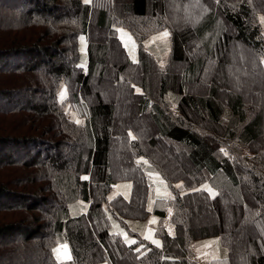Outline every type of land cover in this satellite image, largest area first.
<instances>
[{
  "label": "trees",
  "instance_id": "trees-1",
  "mask_svg": "<svg viewBox=\"0 0 264 264\" xmlns=\"http://www.w3.org/2000/svg\"><path fill=\"white\" fill-rule=\"evenodd\" d=\"M114 6L0 0V264H264V105L231 90L222 99L218 82L240 70L230 63L233 42L264 77V0H194L202 13L186 8L195 18L184 33L161 0H129L123 15ZM116 24L137 41L136 60ZM92 27L106 30L123 59L115 71L111 44H95ZM162 29L170 49L160 65L143 40ZM189 40L202 53L192 61L183 56ZM178 63L180 77L172 74ZM108 72L112 88L132 101L134 119L149 124L144 134L132 121L115 124L120 107L97 91L92 104L89 82L109 80ZM203 78L206 94L193 95L190 85ZM113 143L122 146L126 162L115 164L122 172L112 164ZM159 144L178 161L165 159ZM121 181L130 182L128 197L111 193ZM204 205L213 221L196 227ZM225 214H235L232 230L223 229ZM150 217L161 246L132 223ZM212 237L222 254L201 262L194 244ZM59 244L71 259L55 257Z\"/></svg>",
  "mask_w": 264,
  "mask_h": 264
},
{
  "label": "rangeland",
  "instance_id": "rangeland-1",
  "mask_svg": "<svg viewBox=\"0 0 264 264\" xmlns=\"http://www.w3.org/2000/svg\"><path fill=\"white\" fill-rule=\"evenodd\" d=\"M84 1V0H83ZM91 0H89L90 2ZM129 0H115V6H114V10L117 11L118 14L122 15L124 12V7L126 6V4H128ZM163 2H165L166 7H167V11H168V17L169 20L172 22H174L176 25V29L177 31L181 30L180 32H185L186 31H190V29L193 28V22L191 21V19H194L191 16H187L186 14V8L189 7L190 10H192L191 12L193 13H197L199 15H201V9L195 8L194 6H192V4L194 3V0H161ZM177 1L180 3H177ZM176 2V3H175ZM188 2V5H185V3ZM205 2V1H204ZM200 3L198 1V3L203 5L205 15L208 14V9L209 7L204 3ZM197 6V5H196ZM192 8V9H191ZM178 15L181 17L179 18V20L177 21V17ZM187 17V18H186ZM259 20L261 21V25L264 31V17H258ZM187 19H190V22L187 21ZM125 20H122V22ZM116 29L118 32V37L121 40L122 45L125 47V49L128 51L130 57L132 60H136L137 59V41L134 39L133 34L131 33V31L128 28H125L124 25H117L116 24ZM142 31V29L140 30ZM167 31L166 29H162L159 30L155 33H151L149 34V36L143 40V48L145 50H148L150 52H152L156 57L159 58V62L160 65L164 64L166 62V56L167 53L170 49V34L167 38H161V39H153L154 37H161L162 33ZM169 33V32H168ZM82 38V37H81ZM82 43L84 42V39H81ZM92 38L95 44H111L109 45L110 47L113 45L110 42V38L106 32V30L101 29V28H96V27H92ZM83 46V50L85 52L84 49V45L81 44V47ZM187 48L183 50V56L185 57V59H187V61H192L193 59H195L196 57H199L202 55L201 50L200 49H196L193 45V42H191L190 40L187 43ZM232 48H235V51H231L230 56L231 61L230 63L232 65H234V68L238 69L239 66V71L236 72V70L231 71L230 69H228V71L226 73H224L223 76H221L218 80V82L221 83V85H224L226 88L222 87L223 89V94H222V99L225 98V95L227 93H230L229 90L232 91V93H241L244 97H247L248 101H252L256 104H260V105H264V77H262L261 75H259L256 66L253 65V63L251 62V58L249 56V54L245 51L247 50L246 48L243 49L245 55L240 54L239 52V47L236 46V44H234V42L232 43ZM81 50V51H83ZM112 51V60H107L108 62V67L110 68V70L112 69V71H115V67L118 66V64L120 65L121 63L123 64V59H121L120 55L118 54V52H116V49L114 48H110V52ZM248 51V50H247ZM237 54V55H236ZM219 57V56H218ZM237 58V59H236ZM237 64V65H236ZM239 64V65H238ZM185 64H181L178 63V65L173 66L172 68V74L177 75L180 77L181 71H182V67H184ZM131 71V70H129ZM140 70H136V71H131L129 74L135 75V74H139ZM235 72V73H233ZM112 73L113 72H108L109 77L107 79L109 80H98L96 78H93L89 84L92 87V95L90 94V99L92 104L94 105L95 103V98H94V94L95 92H99L101 98L103 99V101L106 103H112L114 104L116 107H120L117 111V115L115 116V124L119 123L118 120H122V122H125L126 124L129 122H133L135 123L136 126H138V128L141 129V132L144 134V132H146L147 126H149V124L147 122H144L143 120H139V119H134L135 116L134 115V105L132 104V101H130V99H128V97H125V94L123 95L124 97H122V88H119V90H114L112 88L111 85V80H112ZM155 72H152V76H154L153 80H155L156 74ZM234 74V75H233ZM111 76V77H110ZM236 78H235V77ZM211 78H213V75L211 76ZM111 78V80H110ZM209 77L207 76V79ZM210 78V79H211ZM206 78L201 79L200 83L197 84H191L190 85V91L192 92L193 95L195 96H204L206 94V86L205 83H207ZM228 91V92H227ZM63 93V90L61 91ZM64 94V93H63ZM68 103V102H67ZM66 107H68V105H66ZM264 107V106H263ZM134 115V116H133ZM74 118V117H73ZM128 118V119H127ZM76 119V118H75ZM147 125V126H146ZM145 140V138H144ZM260 141L264 142V115H263V126L261 129V136H260ZM160 145V144H159ZM161 146V145H160ZM162 149V155L165 157V159H167L168 161H174L172 159H176V161H178V157L175 151L172 150V148H168L167 146H161L158 148V151H160ZM121 152L122 151V146L113 143L112 144V156H111V160L113 167H117L118 170H120L122 172V168L120 167V165L116 166L115 164L120 163V162H126L125 159H121L122 161H119V155L117 154V152ZM122 158V157H120ZM119 161V162H117ZM117 162V163H116ZM124 171V169H123ZM130 182L129 181H121L116 183L113 186L112 189V195L116 194V193H121L123 196L128 197L129 195V190H130ZM74 212V211H73ZM208 209L206 208V206H202V208H199V210L196 213V217L198 218H194L193 220V224L196 227H209L211 225V222L213 221V219H211V215L208 216ZM234 215L232 214V217L229 216V214H225L222 215V221H225L224 225H223V229L228 231L232 230L234 225L233 224L235 221L234 219ZM134 222V221H132ZM239 223V222H238ZM244 223V222H243ZM241 223V225L243 224ZM240 224V223H239ZM134 225V224H133ZM245 225V224H243ZM212 229H210L209 231H211ZM256 231V230H255ZM170 232H171V228H170ZM246 234L245 232H241L238 234L237 239L240 240V242L245 238ZM247 238V237H246ZM246 238L244 240V242L241 245V249L244 247V244L247 245L246 243ZM63 245L66 244H59L57 246H55L54 249L59 248L60 249V256L61 259L60 260H65L63 259L64 256V249H63ZM194 250L195 252H199L201 251V255H196L198 258V260H204L203 262L211 259V258H215V257H219L222 254V250H221V244H220V239L219 237H212V238H206V239H201L198 240V242H196L194 244ZM67 252L68 254H70L69 249L67 247ZM55 257L57 258V254H54Z\"/></svg>",
  "mask_w": 264,
  "mask_h": 264
},
{
  "label": "crops",
  "instance_id": "crops-1",
  "mask_svg": "<svg viewBox=\"0 0 264 264\" xmlns=\"http://www.w3.org/2000/svg\"><path fill=\"white\" fill-rule=\"evenodd\" d=\"M155 217H150L146 220H143V221H135V222H132L134 224V227L136 229H138V231L141 233V235L145 238L146 236L147 237H150L149 239H146L148 240L149 242H151L152 244H154L152 241L153 240H156V241H159L160 243V246H161V240L155 235V232H154V229H153V225L155 224ZM156 245V244H154ZM157 246V245H156ZM201 255V251L199 252H195V256L196 255ZM196 258H198L196 256ZM201 262H203L204 260H200Z\"/></svg>",
  "mask_w": 264,
  "mask_h": 264
},
{
  "label": "snow or ice",
  "instance_id": "snow-or-ice-1",
  "mask_svg": "<svg viewBox=\"0 0 264 264\" xmlns=\"http://www.w3.org/2000/svg\"><path fill=\"white\" fill-rule=\"evenodd\" d=\"M84 3H86V4L89 3V0H84ZM168 36H169V33L167 31H165V32L162 33L161 37H154L153 39L167 38ZM81 39H83V37ZM61 95H63V93ZM221 151H223V149ZM82 179L86 180V179H88V177H82ZM178 187H180V186L178 185ZM149 238L150 237H147V236L145 237V239H149ZM127 242L135 243V241H127ZM152 242L154 244H156L157 246H160L159 241L153 240ZM63 249H64L63 259H71L70 254H68V252H67V245H63ZM137 251H139V249H137ZM53 252H54V254H57V259L60 260L61 259V256L59 254L60 253V249L59 248L53 249Z\"/></svg>",
  "mask_w": 264,
  "mask_h": 264
}]
</instances>
